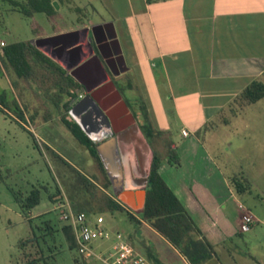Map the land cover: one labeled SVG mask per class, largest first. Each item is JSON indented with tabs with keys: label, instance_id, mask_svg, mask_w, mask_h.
I'll return each mask as SVG.
<instances>
[{
	"label": "crops",
	"instance_id": "1",
	"mask_svg": "<svg viewBox=\"0 0 264 264\" xmlns=\"http://www.w3.org/2000/svg\"><path fill=\"white\" fill-rule=\"evenodd\" d=\"M65 1L76 5L74 0H55L57 17ZM83 6L77 10L92 14L90 20L69 28L56 24L51 33L41 30L34 40L114 24L129 68L115 80L117 88L140 126L148 116L159 133L152 141L168 147L159 173L219 251L243 234L242 210L224 163L214 151L254 105L240 103L242 93L254 81L264 83V0H85ZM12 10L20 13L13 5ZM102 13L106 18L95 22V15ZM87 76L96 74L90 69ZM120 86L138 103L136 110ZM172 150L181 160L179 166L168 161ZM97 172L108 184L110 178L99 165ZM138 192L111 197L132 211L121 195L129 194L141 206Z\"/></svg>",
	"mask_w": 264,
	"mask_h": 264
},
{
	"label": "rangeland",
	"instance_id": "2",
	"mask_svg": "<svg viewBox=\"0 0 264 264\" xmlns=\"http://www.w3.org/2000/svg\"><path fill=\"white\" fill-rule=\"evenodd\" d=\"M74 1L77 6L66 1L62 7L59 4L61 17L52 23L44 13L26 17L12 10L10 0H0V37L7 43L33 41L36 32L51 33L56 24L69 28L80 20H90L92 14L77 10V7L85 9V0ZM104 17L103 13L95 15V22ZM2 54L0 52V100L7 105L0 102V264H27L35 257L36 249L22 244L31 237L29 217L33 218L32 225L43 229L49 222L55 231L54 235L41 240L43 250L56 255L52 264H77L75 258H81L76 250L69 249L56 210L59 203L65 202L63 195L76 212L88 213L94 219L103 218L112 233L128 236L137 250L153 263L186 264L175 247L141 218L144 190L138 192L142 194L141 206L133 203L132 211L137 220H131L123 211H105V198L115 195V188L107 187L106 180L100 179L96 159L64 124L63 117L73 120L65 107L71 100L68 96H60L61 100L57 97V78L47 77L48 70L42 68L37 69V82L20 79L4 65ZM120 89L136 110L138 103L131 100L125 87L120 86ZM54 99L60 100L59 107ZM240 103L244 104L241 100ZM150 143L162 158L168 147H163L159 141ZM216 144L219 147L214 154L224 163L223 170L229 175L239 203L259 221L250 232L230 239L219 250L221 264H264V99L244 112L239 126H233L227 138ZM85 179L99 185L97 202L84 185ZM237 182L245 186L243 194L238 193ZM35 187L42 189V199L28 216L23 214L14 193L21 191L27 196ZM56 196L57 203L52 199ZM232 203L236 207V201ZM41 233L47 231H39ZM98 245L94 247L97 249ZM109 246L111 243H107Z\"/></svg>",
	"mask_w": 264,
	"mask_h": 264
},
{
	"label": "trees",
	"instance_id": "3",
	"mask_svg": "<svg viewBox=\"0 0 264 264\" xmlns=\"http://www.w3.org/2000/svg\"><path fill=\"white\" fill-rule=\"evenodd\" d=\"M54 1L55 0H27L26 3H20L11 0V3L14 8H17L18 11L26 17H33L37 13H44L49 19L56 20L58 12L53 4ZM58 1L61 2L63 0ZM37 33L39 32H36V34ZM1 56L7 68L14 71L20 79L29 82L38 81L37 69L44 68L48 70L47 77L57 78L55 79L59 91L57 97L61 100L60 96H68L71 100L65 105L68 111H70L74 105L72 101L78 100L85 92L84 86L76 81V79H74L62 66L40 51L33 42L10 43L4 47ZM59 99H54L58 107ZM262 99H264V83L261 81H254L240 96L241 102L247 105L255 104ZM0 102L5 106L7 105L4 101L0 100ZM19 116L22 118L24 117L22 113H19ZM63 122L72 135L88 148L92 156L98 162L100 169L106 177H108V173L97 151L99 143H95L74 120L63 117ZM141 128L149 142L159 134L150 123L147 115L146 123L143 124ZM168 161L173 166H179L181 163L179 156L174 150L171 151ZM162 164L163 159L159 157L155 151L152 171L146 189L145 207L141 213V218L145 222L150 223L151 227L156 230V232L168 240L189 264H206L213 259H218L221 263L219 251L203 235L182 202L160 175L159 169ZM84 185L91 193L93 201L97 202V186L88 179H85ZM106 186H112L111 180L108 181ZM41 190V188L35 187L27 196L21 191L14 193L16 201L22 208L23 214L30 216L31 210L40 204L42 199ZM245 190V186L237 182L238 193L243 194ZM52 199L56 203L59 201L57 196ZM105 200L104 208L107 209L105 211H123L128 214L131 220H137L133 211L122 205L119 201L112 197H106ZM32 219V217H29L31 237L26 239L22 244L24 246L32 245L36 251L35 257L27 264H52L51 261L56 260V255L52 253L47 254L43 250L41 240H45L47 235H54L55 231L49 222L46 223V227L43 229L39 225H32ZM60 222L62 224L61 232L68 243L69 249L71 251H77V242L72 226L62 221ZM39 231H47V233H41L40 235ZM75 261L77 264H86L82 259L75 258Z\"/></svg>",
	"mask_w": 264,
	"mask_h": 264
},
{
	"label": "water",
	"instance_id": "4",
	"mask_svg": "<svg viewBox=\"0 0 264 264\" xmlns=\"http://www.w3.org/2000/svg\"><path fill=\"white\" fill-rule=\"evenodd\" d=\"M53 4L56 9L59 8L57 2ZM107 30H111L112 35L100 40L98 32L106 35ZM33 44L84 86L87 95L69 113L82 130L95 143H99L97 151L116 193L146 190L155 152L112 79V75L119 77L129 70L114 24L105 23L38 38ZM112 44L117 45L118 51L106 55L103 46L111 49ZM90 69L96 77H102L91 86L84 80L90 78L87 76ZM121 199L131 208L134 207L129 194H122ZM206 264L221 263L213 259Z\"/></svg>",
	"mask_w": 264,
	"mask_h": 264
},
{
	"label": "built area",
	"instance_id": "5",
	"mask_svg": "<svg viewBox=\"0 0 264 264\" xmlns=\"http://www.w3.org/2000/svg\"><path fill=\"white\" fill-rule=\"evenodd\" d=\"M4 47L6 43L0 39V52L3 53ZM184 135H187L186 131ZM239 207L242 210L240 231L250 232L258 220L242 204ZM56 210L60 221L72 226L77 252L86 264L96 261L103 264H155L137 250L128 236L121 232L112 233L103 218L94 219L85 212H76L66 201L59 203ZM107 243L111 246L107 247Z\"/></svg>",
	"mask_w": 264,
	"mask_h": 264
},
{
	"label": "flooded vegetation",
	"instance_id": "6",
	"mask_svg": "<svg viewBox=\"0 0 264 264\" xmlns=\"http://www.w3.org/2000/svg\"><path fill=\"white\" fill-rule=\"evenodd\" d=\"M106 32V35H105V33H103L102 31H99L98 32V38L100 39V40H103L104 38H108L109 36H111L112 35V31L111 30H107V31H105ZM93 43H94V45L96 46V42H95V40H94V38H93ZM111 49H108V48H106V47H104L103 46V50H104V53L106 54V55H109L110 54V52L112 51V52H116V51H118V47H117V45L116 44H112L111 45V47H110ZM111 52V53H112ZM110 61L112 62V59H110ZM102 79V77L100 76V77H94V78H84V80L87 82V84L88 85H93L94 83H96V82H98V81H100ZM112 79L115 81V80H117V77H113L112 76ZM87 94H86V90H85V92L83 93V95L75 102V104L73 105V106H75L83 97H85Z\"/></svg>",
	"mask_w": 264,
	"mask_h": 264
},
{
	"label": "bare ground",
	"instance_id": "7",
	"mask_svg": "<svg viewBox=\"0 0 264 264\" xmlns=\"http://www.w3.org/2000/svg\"><path fill=\"white\" fill-rule=\"evenodd\" d=\"M138 198H139L140 203L142 204V194H138Z\"/></svg>",
	"mask_w": 264,
	"mask_h": 264
}]
</instances>
